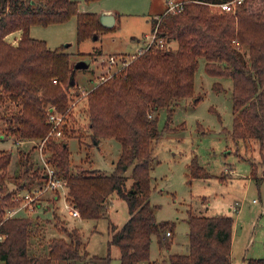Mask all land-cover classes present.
<instances>
[{
  "label": "trees",
  "instance_id": "obj_1",
  "mask_svg": "<svg viewBox=\"0 0 264 264\" xmlns=\"http://www.w3.org/2000/svg\"><path fill=\"white\" fill-rule=\"evenodd\" d=\"M218 1L222 0H186L180 11L163 12L153 18L151 29L156 38L163 40V46L142 48L126 65L86 93V135L93 144L100 138H115L120 143L113 171L104 174L97 169H71L67 139L75 135L65 126L69 108L66 89L77 86L75 67L64 47L49 48L43 40L30 36L29 28L75 16L80 42L94 35L97 39L111 27H104L98 14L79 11L74 0H0V106L12 103L17 108L4 114L6 134L16 143L43 140L53 125L48 108L53 107L54 113L63 116L61 136L52 133L44 141L50 153L46 161L65 181L66 198L81 218L107 216L113 195L126 201V221L110 227L109 242L118 247L119 264L153 263L149 260L153 235L159 249L171 247L175 222L156 220L155 206L149 201L151 143L160 134L155 111L165 108L170 114L181 99L193 96L199 57L204 59L208 74L232 80L231 135L256 138L264 147V11L251 10V0H242L234 11H219L210 5ZM16 30L21 31L20 37L12 45L5 36ZM18 153L20 170L13 178L23 181H16L17 188L9 191L6 179L12 152L0 149V234L4 235L0 240V264H52L53 260L86 256L79 230L62 226L60 230L68 239L54 236L48 239L44 254L29 252L33 219L22 213L7 217L6 210L20 204L19 190H30L25 179L30 177L41 184L45 170L34 168L29 152ZM188 169L191 176H209L195 157ZM232 223V216L227 214L189 212L188 252L169 254L170 263L232 264ZM246 264H264V258H250Z\"/></svg>",
  "mask_w": 264,
  "mask_h": 264
},
{
  "label": "rangeland",
  "instance_id": "obj_2",
  "mask_svg": "<svg viewBox=\"0 0 264 264\" xmlns=\"http://www.w3.org/2000/svg\"><path fill=\"white\" fill-rule=\"evenodd\" d=\"M74 1L81 12L117 14L114 27L104 31L97 39L89 37L77 42L76 17L71 16L63 22L33 24L29 34L43 40L51 49L64 47L70 54V63L74 67L81 65L75 67L74 71L76 88L66 89L69 108L65 115V126L69 133L75 135L67 139L71 169H97L110 174L120 152V143L115 138H100L93 144L86 135L88 117L85 95L93 85L110 76L112 71H118L123 61H129L133 54L146 46L152 31L151 22L164 12L167 2ZM249 8L264 11V0H251ZM5 40L13 42L7 35ZM171 46L176 47L175 43ZM95 49H100L101 53L97 54ZM242 51L246 55V48ZM110 54L116 57L112 66L107 62ZM204 62L202 57L198 58L193 96L181 99L170 114L165 108L155 111L160 134L151 143L149 201L155 206L156 220L174 221L175 227L169 249H159L156 238L152 236L149 260L154 262L151 264H171L169 254L188 252L189 212L194 215L232 216V264H246L250 258H264V147L256 138L242 139L231 135L232 80L229 76L208 74ZM215 84L220 88H216ZM13 110L17 108L12 103L0 106V149H10L12 152L6 179L9 191L17 188L16 181H23L13 178L20 170L19 151L24 155L29 152L34 168L38 167L40 172L45 169L43 161L50 155L44 145L41 155L40 138L16 143L14 137L7 136L4 114L7 116ZM56 136H61V133ZM193 157L209 176L189 174L188 164ZM25 183L33 190L44 185L45 179L37 184L27 177ZM130 183L129 179L127 186ZM69 204L65 186L54 191L42 188L31 205L20 212L22 216L33 219L29 252L44 254L49 238L68 239L65 232L60 230L61 226L69 229L75 227L81 234L87 255L80 259L53 260L52 264H119L118 247L109 242L110 227L112 223L121 226L126 221V201L113 195L107 216L87 219L73 216L68 211ZM137 264H148V261Z\"/></svg>",
  "mask_w": 264,
  "mask_h": 264
},
{
  "label": "built area",
  "instance_id": "obj_3",
  "mask_svg": "<svg viewBox=\"0 0 264 264\" xmlns=\"http://www.w3.org/2000/svg\"><path fill=\"white\" fill-rule=\"evenodd\" d=\"M186 0H166L167 2V7L164 10V13L167 12H178L182 9L183 7V3ZM242 0H222V1H218V2H214V3H210L211 6L217 8L219 11H225V12H231L234 11L235 6L237 4H239ZM155 30L151 31L150 34V38L148 40V43L146 44V47H149L150 45H157V46H163L164 42L161 38H156L155 35ZM141 52V51H140ZM115 55L110 54L107 57V62L109 63L110 66H112V64H114L115 62ZM128 63V61H123L121 64V67L126 65ZM119 67V68H121ZM119 70V69H118ZM116 71H112V73H114ZM111 73V74H112ZM110 74V75H111ZM53 107H49L48 108V114H49V118L52 121L53 125H52V129L51 131H49V134L55 133V135H59L60 132V128L63 122V116L59 115L57 113L53 112ZM47 135V136H48ZM47 136L41 141V144L39 145V149L42 155V147L44 144L45 139L47 138ZM44 163V167H45V184L44 185H40L38 188H35L33 190H25V192L23 193H19L18 195L21 197V202L19 205L14 206V207H10L7 208L6 210V216H17L21 211H23L25 208H27V206L31 205V201L39 194V192H41L42 188L43 189H48L50 191H54L55 189H59V188H63L65 185V181L58 177L55 173H54V169L49 165V163L45 160L43 161ZM44 186V187H43ZM68 211L73 215V216H79V212L78 210L73 207L72 205H67ZM166 235H170L169 231H166ZM4 237V235L0 234V240Z\"/></svg>",
  "mask_w": 264,
  "mask_h": 264
},
{
  "label": "water",
  "instance_id": "obj_4",
  "mask_svg": "<svg viewBox=\"0 0 264 264\" xmlns=\"http://www.w3.org/2000/svg\"><path fill=\"white\" fill-rule=\"evenodd\" d=\"M100 23L104 27H112L115 24L116 21V14L113 13H103L99 15ZM94 39H96V35L93 36ZM81 66L80 64H76L75 67ZM71 83H73V79H71Z\"/></svg>",
  "mask_w": 264,
  "mask_h": 264
},
{
  "label": "crops",
  "instance_id": "obj_5",
  "mask_svg": "<svg viewBox=\"0 0 264 264\" xmlns=\"http://www.w3.org/2000/svg\"><path fill=\"white\" fill-rule=\"evenodd\" d=\"M20 33H21V31L20 30H16V31H13V32H11V33H9L8 35H7V37H10L12 40H13V42L11 41H9L11 44H17V41H18V39H19V37H20ZM142 50V49H141ZM141 50H139V52L141 51ZM138 53V52H137ZM101 62V60H99V63Z\"/></svg>",
  "mask_w": 264,
  "mask_h": 264
}]
</instances>
